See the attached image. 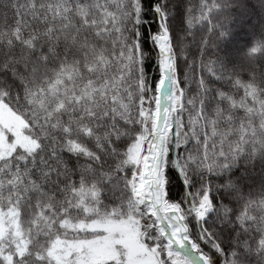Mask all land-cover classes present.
Returning a JSON list of instances; mask_svg holds the SVG:
<instances>
[{
  "label": "snow or ice",
  "instance_id": "obj_1",
  "mask_svg": "<svg viewBox=\"0 0 264 264\" xmlns=\"http://www.w3.org/2000/svg\"><path fill=\"white\" fill-rule=\"evenodd\" d=\"M232 2L0 0V101L48 111L39 143L17 145L16 175L0 183V196L16 186L22 164L47 198L37 202L41 214L65 204L70 212L98 186L110 202L126 200L150 217L144 241L151 240L153 264H264V182L243 188L246 167L264 163V40L220 53ZM112 35L121 39L107 56L99 46ZM62 44L70 46L61 59ZM76 45L86 56L92 48L89 71L103 66V73L62 94ZM229 55L237 62L229 65ZM95 85L112 108L92 101ZM157 199L167 202L166 215H153ZM5 223L0 264H52Z\"/></svg>",
  "mask_w": 264,
  "mask_h": 264
},
{
  "label": "trees",
  "instance_id": "obj_2",
  "mask_svg": "<svg viewBox=\"0 0 264 264\" xmlns=\"http://www.w3.org/2000/svg\"><path fill=\"white\" fill-rule=\"evenodd\" d=\"M227 28L228 35L223 39L220 44V53H236L243 51L254 42L264 40V0H233L232 4L227 9ZM41 31L44 30L43 25L38 26ZM105 39L107 44H101L99 48L105 49V55L111 56L113 52L114 42L120 41L118 35L107 36ZM93 43H95L93 41ZM70 45H61L59 50V57L62 59L65 55V48ZM97 48V51H99ZM115 51L119 53V43H115ZM210 53L215 50L209 48ZM68 59L66 63L73 65V71L70 73L69 79L65 85L62 86L63 90L66 89L68 94H71L75 88L77 92L84 90L89 86V80H97L103 73V66L97 68L95 71H89L88 66L93 64V50H87V56L79 45L72 46V50L67 54ZM75 58L79 59V63H75ZM54 58L50 56V61ZM236 55H229L226 57V62L232 65L237 62ZM50 67H55L59 71L58 63L50 64ZM41 72L44 71L42 62L40 63ZM98 94L92 96V101L95 103L100 102L101 109H110L114 105L111 103L110 96L105 98L104 92L99 90L98 85H95ZM7 105V104H6ZM8 106V105H7ZM13 112L22 118L24 121V133L33 139L36 144L39 143L38 137L44 135L46 129L45 125L48 124V111L46 109L34 107L29 109L26 105L19 109L9 107ZM22 155L18 148H16L9 156L0 159V183L7 184L12 181L16 175L17 156ZM20 179L16 180V186H8L3 196H0V206L3 211L13 209L15 211V218L17 221V229L22 233L24 240L31 246L33 255H43L45 261L51 260L52 264H62L55 260L51 254L52 246L61 239H69L70 237H79L81 235L87 237H95L98 232L78 229L80 223L86 224L93 219H102L106 216H113L115 218H136V224L140 227V236L143 243L150 248L151 240L147 243L144 241V236L151 235L152 219L147 215L141 216L135 213L133 208L127 206L128 201L110 202V193L106 189L96 187L94 191H84L80 194L79 203L73 200L71 205L72 211H68L69 205L65 204L59 210H46L41 214V208L36 207L38 201H44L47 198L41 197L37 190L33 187L32 181L35 177L29 178L24 175V166H20ZM236 174H240L239 169H233ZM247 175L243 182V188L248 190L264 182V163L257 160L255 164L247 166L245 169ZM95 184V181L92 182ZM92 185H85V188H91ZM27 188V194H25ZM89 193V196H94V206L96 212L86 215L82 207V199L84 193ZM22 199L17 203V195ZM31 197V200L28 197ZM11 197V199L9 198ZM62 199V198H61ZM179 199V196L173 197ZM56 203V201H53ZM167 203V202H166ZM139 219H138V218ZM138 219V220H137ZM75 235V236H74ZM179 255V254H177ZM121 258L114 259L120 260ZM113 260V259H112ZM99 262L96 264H108L109 261ZM124 261V260H123ZM75 264V263H70ZM125 264V262H124Z\"/></svg>",
  "mask_w": 264,
  "mask_h": 264
},
{
  "label": "rangeland",
  "instance_id": "obj_3",
  "mask_svg": "<svg viewBox=\"0 0 264 264\" xmlns=\"http://www.w3.org/2000/svg\"><path fill=\"white\" fill-rule=\"evenodd\" d=\"M0 125H3V129H0V159L9 156L17 145L21 148H31L36 144L24 133L25 124L22 118L2 101H0ZM6 130L15 132V138L6 135ZM84 195L83 211L86 215H90L97 210L94 206L95 197L89 196L87 192ZM166 204V201L160 204L161 215H166L170 210ZM157 214L159 212L153 211L154 216ZM6 219H10L18 232L15 211L9 209L0 211V233L7 228ZM78 229L94 231L98 234L95 237L81 235L58 240L50 251L56 261L62 264H96L123 258L125 264H153L154 262V249L150 250L141 240L140 227L136 224V218H115L110 215L102 219L90 220L86 224L82 222Z\"/></svg>",
  "mask_w": 264,
  "mask_h": 264
},
{
  "label": "water",
  "instance_id": "obj_4",
  "mask_svg": "<svg viewBox=\"0 0 264 264\" xmlns=\"http://www.w3.org/2000/svg\"><path fill=\"white\" fill-rule=\"evenodd\" d=\"M157 203H158V204H161V203H162V199H157ZM159 214L161 215V213H160V209H159Z\"/></svg>",
  "mask_w": 264,
  "mask_h": 264
}]
</instances>
